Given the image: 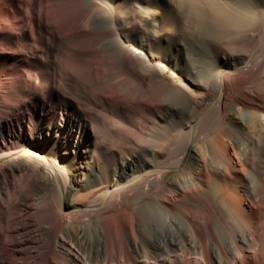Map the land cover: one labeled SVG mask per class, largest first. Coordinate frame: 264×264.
Segmentation results:
<instances>
[{"label":"bare ground","instance_id":"6f19581e","mask_svg":"<svg viewBox=\"0 0 264 264\" xmlns=\"http://www.w3.org/2000/svg\"><path fill=\"white\" fill-rule=\"evenodd\" d=\"M109 1L0 0V108L49 110L0 146V264L37 245L2 234L20 199L39 264H264V0H170L162 25L148 4L112 0L115 14ZM177 75L211 89L202 114L204 95ZM127 97L139 121L122 117ZM61 155L86 178L82 204L65 202L66 168L43 161ZM47 169L62 176L51 219L36 178ZM92 198L105 205L94 218Z\"/></svg>","mask_w":264,"mask_h":264},{"label":"rangeland","instance_id":"374dc122","mask_svg":"<svg viewBox=\"0 0 264 264\" xmlns=\"http://www.w3.org/2000/svg\"><path fill=\"white\" fill-rule=\"evenodd\" d=\"M109 2H108V5L110 7V10L112 11V13L115 12V14H116L117 10H119L116 7L117 4L112 2V0H110ZM146 4H148L152 7V8L151 7H149V8H151V14H153L156 17L155 22L162 25L164 20L168 18L169 13H170V0H129L127 3H124V6H122L121 9L124 10L126 8V10L128 12L132 11V10L137 11L138 9H141V7L145 6ZM132 25L136 26L139 29H142L146 33H148V32L151 33L152 30L156 26V24L154 25V23L151 21H150V23L147 22V23L142 24V23H140V21H137V20H135L132 23ZM151 41L154 42L153 40H151ZM130 46L133 47L134 49H136L137 51H141V49L137 48L133 43H131ZM168 73H170V70L168 71ZM175 81L182 83L184 85H187V87L189 89H191L195 94H203L204 95L205 101L202 104V106L200 107V114H202L205 110V108H204V107H206L205 105H207L213 97L212 96L213 93H212L211 89H209L208 91H205V92L200 91V90L196 89L195 87H193L188 81H186L185 79H183L179 75L176 76ZM123 102H124V105L122 107V117L125 116L126 123L128 121H130L131 119L132 120H138V116L142 115V112H143V107L141 106V101H139L136 98L127 97L125 100H123ZM25 104H26L25 109L22 108V109H20L21 111L20 110L18 111L17 119H15V115H12V113L10 111L0 108V131H1V136H2L0 138V146H15L17 144V133H18V131L26 129L28 127L27 115L31 116L34 113L35 114L40 113L41 115H44V116L49 115L47 103L39 101V102H37V104H33V105L30 103H25ZM63 160H64V156L61 155V156H58L57 160L45 158V160H43V161L47 165H57L58 167H60V169L66 168V176H67L66 188L68 190V193L66 195V198H65L66 201L65 202H71V203L77 202L75 200L78 199V202H80L82 204L84 201L86 202V200L81 201L80 200L81 198H79V196L83 195L82 196V198H83L85 196L86 192H88V193L90 192V189L88 188L89 186L85 180L86 178L84 179L85 181L83 179H81V177L76 178L75 177L76 176L75 168L72 167V168L68 169V167L63 162ZM25 163H26V165L32 164V162H29V161H27V162L24 161V164ZM73 166L76 167L77 163H74ZM6 167H7V160L6 159H0V176H1L2 172L4 173V171L6 170ZM93 174L92 175L94 178H97L99 175L98 171H95ZM52 175H54V176L56 175V177L58 175L59 178H62L60 172H56V174H54L53 172H51L50 169L44 170L43 172H40V174H37V176H36L38 192L40 194H42L43 196H45L49 200V205L45 209L47 216H48V214H49V216L51 215L50 217L48 216L49 219L55 218L53 208H52V204H51V203H53L52 198H53V192L55 190L54 185H53ZM92 175L90 177H88V175H87V179L93 180ZM119 176H121V178L123 180L125 178H130V171L129 170H123V171H121V173H119ZM80 179L82 180L81 185H80V182H78V181H80ZM2 188H3V185H0V189H2ZM95 188H97V187L95 186ZM15 190L16 191L20 190L17 185H15ZM91 190H92V188H91ZM1 198H2V196L0 195V201H1ZM3 200L4 199H2V201ZM91 200L89 201V205L91 206L89 208V210L94 209L93 213L91 212V214H93V215H91V217L94 218V214L96 213L95 211L102 208L105 205L100 200H97L94 198H92ZM95 200H97V201H95ZM14 201L15 200H12L10 202L11 205L9 204V206H10V209L12 208L11 210L17 211L16 213L18 215L16 214L14 219H10V216L8 215V213L3 212L2 213L3 215L1 214L3 216V218L5 217L6 220L8 221L7 226L8 225L10 226L5 231L3 230L2 234H3V236H6V238H8L9 241H17V240L20 241V240H23V238L24 239H30L33 237L37 238V245H35V247L30 248L31 250L25 249L21 253V255L17 258V260L15 261L16 262L15 264H39L36 257L39 254H41L40 245L42 243L41 242L42 237L40 236L39 232L36 231V227H35L36 225H34L35 224V223H33L34 221H31V216L28 214V211L26 210L27 208H25V210H24V207H25V205H27V203L25 204V202L21 201V199L16 200L15 202ZM3 205L6 206L5 204H3ZM14 208L16 210H14ZM20 210H21V212H20ZM7 216H9V217H7ZM82 218L85 219L86 216H83ZM109 221H112V219H109ZM25 228H27V229H25ZM19 229H20V231L18 232L17 230H19ZM5 249L7 250V248H5ZM37 249L40 251H38ZM70 250H71L70 254H72L76 251V249L73 246L70 247Z\"/></svg>","mask_w":264,"mask_h":264}]
</instances>
